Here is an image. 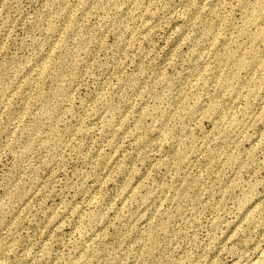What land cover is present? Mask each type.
<instances>
[{
	"label": "rangeland",
	"instance_id": "374dc122",
	"mask_svg": "<svg viewBox=\"0 0 264 264\" xmlns=\"http://www.w3.org/2000/svg\"><path fill=\"white\" fill-rule=\"evenodd\" d=\"M263 248L264 0H0V264Z\"/></svg>",
	"mask_w": 264,
	"mask_h": 264
},
{
	"label": "bare ground",
	"instance_id": "6f19581e",
	"mask_svg": "<svg viewBox=\"0 0 264 264\" xmlns=\"http://www.w3.org/2000/svg\"><path fill=\"white\" fill-rule=\"evenodd\" d=\"M262 245V244H261ZM259 246V245H258ZM260 247V246H259ZM257 254V253H256ZM255 254V255H256ZM249 255V254H248ZM246 256V255H245ZM244 257V256H243ZM241 255V258L235 260L232 264H264V248L260 251L258 256L252 260L247 261ZM250 258V257H248ZM252 258V257H251Z\"/></svg>",
	"mask_w": 264,
	"mask_h": 264
}]
</instances>
